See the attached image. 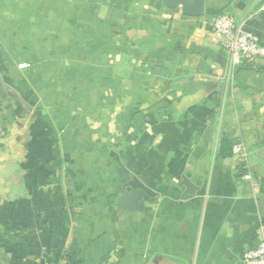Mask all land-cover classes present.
<instances>
[{"label": "crops", "instance_id": "crops-1", "mask_svg": "<svg viewBox=\"0 0 264 264\" xmlns=\"http://www.w3.org/2000/svg\"><path fill=\"white\" fill-rule=\"evenodd\" d=\"M223 13L264 44V0L200 17L0 0V140L17 132L33 162L0 206L27 250L0 238V264H244L264 241V59L229 72Z\"/></svg>", "mask_w": 264, "mask_h": 264}, {"label": "built area", "instance_id": "built-area-1", "mask_svg": "<svg viewBox=\"0 0 264 264\" xmlns=\"http://www.w3.org/2000/svg\"><path fill=\"white\" fill-rule=\"evenodd\" d=\"M212 31L225 40L224 48L230 60V73L239 66L256 59H264V45L260 37L239 26L231 15H219L212 25ZM243 263L264 264V241L244 255Z\"/></svg>", "mask_w": 264, "mask_h": 264}, {"label": "rangeland", "instance_id": "rangeland-1", "mask_svg": "<svg viewBox=\"0 0 264 264\" xmlns=\"http://www.w3.org/2000/svg\"><path fill=\"white\" fill-rule=\"evenodd\" d=\"M1 136V132H0ZM5 140V139H4ZM0 141V206L1 204H13L17 201L19 188L22 187L23 171L32 168V163H24V148L20 146L21 136L14 132L13 136ZM27 149V148H26ZM29 151V150H27ZM28 153V152H27ZM0 232L8 228L1 226ZM5 231V232H6ZM10 234V233H9ZM7 234V237L11 236Z\"/></svg>", "mask_w": 264, "mask_h": 264}, {"label": "water", "instance_id": "water-1", "mask_svg": "<svg viewBox=\"0 0 264 264\" xmlns=\"http://www.w3.org/2000/svg\"><path fill=\"white\" fill-rule=\"evenodd\" d=\"M166 4L171 8H182V13L185 16L190 17H200L204 14L205 10V1L206 0H165ZM135 190L140 191L142 194L146 196H154L152 190L147 187L140 179L133 176V180L128 184ZM184 186L186 187L187 194L193 195L195 192V186L190 182H185Z\"/></svg>", "mask_w": 264, "mask_h": 264}, {"label": "trees", "instance_id": "trees-1", "mask_svg": "<svg viewBox=\"0 0 264 264\" xmlns=\"http://www.w3.org/2000/svg\"><path fill=\"white\" fill-rule=\"evenodd\" d=\"M1 226H5V225H1ZM5 227H7L8 230L7 231L5 230L6 232L5 231L4 232H0V238L3 240V242L6 245H10L12 242L19 241V242H21L23 244V248L26 251L27 250L26 245H27V242H28L27 236H25L23 233L16 234V229L12 225L5 226ZM7 234H9L11 236L7 237Z\"/></svg>", "mask_w": 264, "mask_h": 264}]
</instances>
